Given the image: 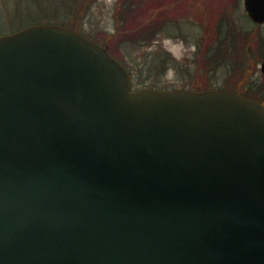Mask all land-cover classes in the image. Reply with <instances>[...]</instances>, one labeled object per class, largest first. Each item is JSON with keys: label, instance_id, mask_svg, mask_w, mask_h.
Segmentation results:
<instances>
[{"label": "water", "instance_id": "95a60500", "mask_svg": "<svg viewBox=\"0 0 264 264\" xmlns=\"http://www.w3.org/2000/svg\"><path fill=\"white\" fill-rule=\"evenodd\" d=\"M0 264H264V105L132 90L69 26L0 34Z\"/></svg>", "mask_w": 264, "mask_h": 264}, {"label": "rangeland", "instance_id": "374dc122", "mask_svg": "<svg viewBox=\"0 0 264 264\" xmlns=\"http://www.w3.org/2000/svg\"><path fill=\"white\" fill-rule=\"evenodd\" d=\"M70 1L0 0V31L39 19L62 22L106 45L134 86L243 91L248 85L264 100V24L250 21L242 0H156L155 10L154 2L139 0L140 15L129 27L120 20L122 0H77L68 10ZM165 4L169 21L154 31L153 39L128 38L140 23L160 21Z\"/></svg>", "mask_w": 264, "mask_h": 264}, {"label": "trees", "instance_id": "16d2710c", "mask_svg": "<svg viewBox=\"0 0 264 264\" xmlns=\"http://www.w3.org/2000/svg\"><path fill=\"white\" fill-rule=\"evenodd\" d=\"M151 1L154 2L153 7L157 5L156 0L155 1L154 0H150L149 2H151ZM72 2H74V3L71 4ZM149 2H147L148 3V7H151L152 5H150ZM76 3H77V0H71L69 2V4L67 5L68 10H71V7H73V6H76ZM138 4H140L139 0H137V2H135L133 0H122L121 7H120V10H119V15L121 17L120 20H121L122 23L123 22H127L125 24V27H129L128 26L129 21L131 19L136 20L137 16L140 15L139 9L137 7ZM160 5H162V4H160ZM163 6H164V9H163V12H162V17H161L160 21H158L159 23L156 22V24L154 26L146 25V23H140L139 24L140 25L139 29H135L133 32L130 31V33L128 35V38H130L132 40H137L139 42L140 41L141 42L145 41L147 39H151L153 37L154 31L157 32L163 24H165V23H167L169 21V18L164 17V13L166 12V10L168 8V4H165ZM156 8L154 7V10ZM224 19H226V18H224ZM40 21H43V20L39 19V20L33 21L31 23H28V24L37 23V22H40ZM55 23H58V22H55ZM59 23L60 24H64L62 22H59ZM21 27H23V26H20L19 28H21ZM19 28H14V29H8V30H5V31H0V33L12 32V31H15V30H17ZM150 31H151V33H150ZM244 88H246L247 90L243 89V91H239V92H241L243 94H246V95H249L251 97H254L257 100H259L260 102L264 103V100H263L262 96H255L251 91L249 92L248 85L244 86Z\"/></svg>", "mask_w": 264, "mask_h": 264}]
</instances>
